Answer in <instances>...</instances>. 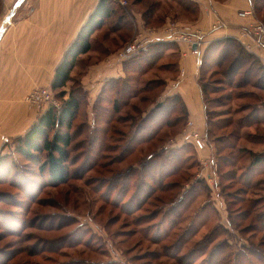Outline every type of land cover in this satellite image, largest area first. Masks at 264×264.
Returning <instances> with one entry per match:
<instances>
[{"label": "rangeland", "instance_id": "1", "mask_svg": "<svg viewBox=\"0 0 264 264\" xmlns=\"http://www.w3.org/2000/svg\"><path fill=\"white\" fill-rule=\"evenodd\" d=\"M4 1L0 31L12 10V4L5 5ZM122 2L127 6V1ZM160 2L162 6L150 24L143 17L145 5L137 9L142 19L133 18L124 44L112 38L111 24L96 33L93 44L97 51L101 50L99 44L103 39L113 41H108L114 51L106 58L107 63L134 39L137 28L162 29L170 23L195 20L194 13L198 10L193 9L189 14L169 0ZM184 4L191 6L185 0ZM257 17L264 21L262 14ZM97 51L93 49L90 53V63L95 61ZM176 60L175 50L170 49L142 73H133V67L121 73V78L128 84L122 81L119 85L121 96L118 94L117 97L121 105L109 136H104L100 129L94 131L90 109L86 114L91 128L88 125L86 129L81 127L85 114L80 116L69 148V176L62 184L53 183L42 170L45 154L31 161L14 151L16 140L37 123L45 110H36L26 101L37 88L23 96L20 104L0 105L1 119L7 126L14 124L13 110L23 118L17 132L21 135L0 136V156H10L5 169L0 172V264H180L173 259L178 253L183 256V264H264V167L251 172L250 186L244 185V178H239L246 173L251 161L247 152H260L264 143L229 138V142L237 144V149H246L240 154L245 156L244 159L231 168L220 166L218 158L219 155L231 158V151L222 150V145L213 139L236 130L240 118L252 120L256 108L264 110V92L253 86L231 89L212 66L204 72L203 83L211 85L207 99H222L223 106H213L211 110L215 108L216 115L232 121L233 125L226 130H214L212 137L206 136L210 145L206 152H198L188 143L179 141L178 135H182L189 120L173 130L165 128V138L162 133L158 137L159 140L163 138L162 142L157 139L149 144L134 142L131 151H123L129 147L137 126L150 123L143 122V118L164 100L166 81L174 80L177 74ZM77 64L72 82L64 89L67 92L64 98L59 92L52 91V84L45 86L59 103V107L53 108L59 109L69 91L78 87L85 62L78 61ZM201 74L200 71L197 75L200 77ZM216 87H222V93H215ZM230 95L232 98L228 100ZM106 107L107 125L95 124V128L102 126L105 131L110 129V114H114L112 101ZM96 113L99 116L100 112ZM199 131L206 133V130ZM241 133H252L256 140L257 136H264V124L243 129ZM100 135L104 150L99 149V141L93 143ZM3 138L9 142L5 143ZM160 150L168 151V156L176 154L178 162L173 165L177 166V173L162 180L158 177L159 170L163 169L162 161L148 160L149 155L162 153ZM169 151H176L179 157L176 152ZM206 158L217 165L218 187L211 186L203 177L208 172L202 166ZM168 184L170 190L164 188ZM258 215H262L259 221ZM192 224L196 234L190 227ZM188 229L191 232L184 235ZM181 246L182 250H179ZM194 248H205L206 254L195 258L188 256L190 251L196 250Z\"/></svg>", "mask_w": 264, "mask_h": 264}, {"label": "trees", "instance_id": "2", "mask_svg": "<svg viewBox=\"0 0 264 264\" xmlns=\"http://www.w3.org/2000/svg\"><path fill=\"white\" fill-rule=\"evenodd\" d=\"M169 1L172 4L181 7L185 11H193V9L198 10L197 4L191 0H185L186 2H190L191 6L185 5L184 0ZM134 3H139L143 7L145 5L143 17L148 24L151 23V19L155 16L158 9H160L162 6L160 0H134ZM2 7L3 0H0V12L2 10ZM254 12V20L264 23L263 20L257 17L258 15L262 14L264 19V0H256L254 2ZM132 21L133 19L131 20V18H129V14L127 13V11L121 7L116 8L112 0H100L96 10L89 17L84 27L80 30L76 40L68 48L61 63L57 67L55 78L51 87L52 91L59 92L60 96L63 98L67 95V92L64 89L70 82H72V73L80 57L88 54L93 50V36L97 31L102 30L106 25L111 24V32L116 33L119 39H121L124 44V42L127 41V39L125 40L126 35H128L129 37L128 32L131 31ZM170 49H174L177 53L179 47L174 44H156L151 46L148 51L142 53L138 57L118 63L123 65L124 73H126V71H130V67H133V73H142L144 69L153 67L157 63L158 59L161 58L164 53H166V51ZM202 57L203 66L201 70L202 74L199 77V83L204 98L206 118L205 135L212 137L214 130H226L228 127L233 125V122L230 120H222L220 115H216L217 112H215V108L211 110V107L213 106H223L221 104L223 100L207 99L206 95L208 93V90H210L211 85L208 83H203L204 74H206L204 72L210 70L213 66L217 68V72L223 77L222 79L226 82L227 87H231V89H242L244 87L253 86L264 92V66L254 54L248 52L242 44H240L236 39L233 38L219 40L209 44L208 46H205L202 50ZM122 81L123 78L121 77L110 80L105 86L106 89L104 90L102 97L99 99V102L97 101V104L93 109V118H91V125L93 126L94 131H98L100 129V132L102 134L104 133V136H109V133L113 132L114 129L111 124L114 121H117L115 120V115H117L119 107L121 105V101L120 99H118L117 95L120 94L119 85L122 84ZM123 82L126 83L125 81ZM221 89L222 87H216V90L213 89V91H216L215 93H222ZM129 93L130 92H128V94ZM111 94L113 95L112 98H110ZM231 98L232 96L230 95L228 97V100H230ZM110 101H112L114 111V114H110L109 118L110 129L105 131L106 128H102V126L95 128L96 122L107 125L104 114H107L105 112L107 110L106 105H109ZM87 110L88 107L86 102L85 90L82 88L79 80L78 87L73 88V90L69 91L67 99L62 102V105L59 109L53 107L46 108L43 114L38 119L37 123H35L23 137H19L16 140L14 151L21 155L23 158L31 161H35V159L39 155L45 154V161L41 166L42 170L47 173L49 179L53 183H65L69 176V148L71 147L73 141L75 123L79 119H81L80 116L83 113L85 114V120L81 122V127L86 129L88 125V127L91 128V125H89L88 123L89 119L86 114ZM261 110L262 108H260V110L257 108L255 109L252 120L247 117L240 118L238 120V124H236V130L228 134H223V136H221L220 138H213L214 142L222 145V150L231 151V158L230 156L219 155L218 158L220 166L229 165L231 168H234L237 166V163L245 157L244 155L240 154L242 152H245L246 149H237V144L235 142H229V138L234 141L246 139L251 143H264V136H257V139L255 140V137L252 133L245 135L241 133L243 129L252 128L256 124H264V110ZM97 111L100 112L99 116L96 113ZM178 112V116L172 118ZM186 120L187 109L181 97L178 95L166 96L164 97V100L162 102L156 105L155 109L149 112L145 118H143V122L146 121L147 123L150 122L151 124L149 123L147 126L138 125L135 134L130 139L129 147L125 148V150L123 151L126 153L131 151V147L134 142L140 144H149L151 141L156 139L157 141L162 142L163 138H165V133H163V130L165 128H170L173 130L180 126L181 122L185 123ZM239 128L241 129L240 132L238 131ZM81 133H83V129H81ZM161 133L163 134V138L159 140L158 137ZM113 135L111 136V139ZM101 138V135L99 137L97 136L93 140V143L99 141V149L104 150V144H102ZM259 139L262 140L260 141ZM190 143L194 147L192 142H189V144ZM160 151H162L163 154L156 153L155 155H149L148 160L155 159L157 163L158 160L162 161L163 169L159 170L160 172L158 173V177L162 180L163 177L172 176L177 173L178 168L177 166L175 167L173 165L174 162H178L175 160L176 154L168 156V151ZM234 152H236L237 154L232 155V153ZM247 153L251 156V161L248 167L245 169L246 173L240 175L239 178H244V185L250 186L252 183L250 179L251 172L253 173L254 169H257V167H264V151L253 153L249 150ZM177 155L179 157V153H177ZM9 157L6 155L0 156V172L5 169L4 165L8 163ZM13 162H11V164ZM164 188L170 190L169 188H171V186L168 184ZM261 218L262 215H258L257 221H259ZM190 227L193 230L195 229V227L193 228V224ZM191 229H188L186 232L184 231V235L189 234L191 232ZM194 234H196L195 230ZM179 250H182V246ZM205 254V248H197L194 251H190L188 256L195 258L197 257V255ZM173 259L179 261L180 264L184 263L183 256L181 257L180 253L176 254Z\"/></svg>", "mask_w": 264, "mask_h": 264}, {"label": "crops", "instance_id": "3", "mask_svg": "<svg viewBox=\"0 0 264 264\" xmlns=\"http://www.w3.org/2000/svg\"><path fill=\"white\" fill-rule=\"evenodd\" d=\"M18 1L5 0L4 2L5 5L12 4L11 9H13ZM112 1L116 8L125 9L131 20L142 19V15L137 10L141 6L139 3L125 0L128 3L127 6H123L121 4L123 0ZM191 1L198 6V12L194 13L195 20L183 22L181 25L189 31L202 30L209 42L206 46L219 40L235 39L240 30L251 21L250 18L243 16V11L248 7L247 0ZM99 2L100 0H25L17 7L10 26L0 40L1 106L20 104L23 96L25 97L30 90L52 84L56 69L66 51L74 43ZM187 12L192 14L193 11ZM217 19H221L223 26L213 30L212 26ZM96 33L93 36V43L96 42ZM111 35L113 39H118L120 44L123 43L118 36H113L117 35L116 33L111 32ZM106 39L100 42V51L93 47L97 51L95 61L90 63L92 55L90 53L93 50L79 59L81 63L85 62L80 84L85 90L90 112H93L97 101L99 102L102 97L107 83L121 77V73H124L122 64L113 60L106 62V58H109L114 51L111 43L108 42L110 39L107 42ZM178 47L175 64L177 74L174 80L166 81L165 95L180 96L187 109V120L194 123L195 129L204 131L206 130L204 98L196 72L198 58L189 53L186 46ZM254 55L264 66V49H258ZM98 57L101 59L97 60ZM82 58L84 60H81ZM75 68L78 69L77 66ZM174 84H177L176 87ZM13 113L14 115L10 113V116L13 115L12 126L3 123L0 114V136L2 134L21 135L17 132L20 131L23 118L14 110ZM7 128L9 129L6 130ZM178 136L182 143L191 142L183 132ZM259 151H264V147Z\"/></svg>", "mask_w": 264, "mask_h": 264}, {"label": "built area", "instance_id": "4", "mask_svg": "<svg viewBox=\"0 0 264 264\" xmlns=\"http://www.w3.org/2000/svg\"><path fill=\"white\" fill-rule=\"evenodd\" d=\"M256 0H247L248 7L243 11V16L250 18L251 21L244 26L235 39L243 45V47L250 53L255 54L258 49H264V23L254 20V2ZM123 6L125 2H121ZM223 26L221 19H217L212 26L213 30H217ZM202 30L194 29L187 30L179 23H170L162 29H151L140 27L136 30L134 39L124 48L120 49L114 57L113 61L124 62L134 59L142 53L149 50V48L156 44H174L177 46H186L189 53L197 56L196 72L200 73L203 66L202 50L208 44ZM195 47V48H194ZM112 60H109L112 61ZM177 84H174L176 87ZM29 106L36 110L46 109L48 107H59L54 99V95L48 88L42 87L34 89L26 98ZM183 133L191 140L192 144L198 152H206L209 148V142L206 135L195 129L194 123L189 120L186 124ZM5 143L9 139L3 138ZM202 166L208 172L203 175L211 186L217 187L218 180H216V172L218 170L215 162L206 158L202 162Z\"/></svg>", "mask_w": 264, "mask_h": 264}, {"label": "water", "instance_id": "5", "mask_svg": "<svg viewBox=\"0 0 264 264\" xmlns=\"http://www.w3.org/2000/svg\"><path fill=\"white\" fill-rule=\"evenodd\" d=\"M24 1L25 0H19L18 3L15 5V7L11 10L10 14L7 16L6 20L4 21L3 28L0 31V40H1L5 30L7 29V25L10 24V22H11L10 20L14 17L17 7L20 6Z\"/></svg>", "mask_w": 264, "mask_h": 264}]
</instances>
